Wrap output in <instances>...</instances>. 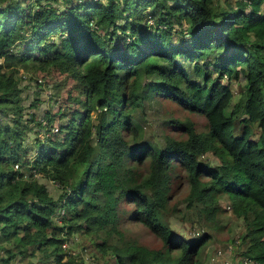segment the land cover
<instances>
[{"label": "trees", "instance_id": "16d2710c", "mask_svg": "<svg viewBox=\"0 0 264 264\" xmlns=\"http://www.w3.org/2000/svg\"><path fill=\"white\" fill-rule=\"evenodd\" d=\"M213 2L0 0V264H84L68 243L76 233L101 264H200L211 234L179 236L160 216L177 165L210 230L224 197L243 220L245 246L227 264H264V0ZM47 74L64 76L65 98L37 118L20 82ZM230 80L240 98L226 115ZM158 97L202 114L206 128L173 119L184 138L148 141L136 112ZM126 213L160 246L124 232Z\"/></svg>", "mask_w": 264, "mask_h": 264}, {"label": "rangeland", "instance_id": "374dc122", "mask_svg": "<svg viewBox=\"0 0 264 264\" xmlns=\"http://www.w3.org/2000/svg\"><path fill=\"white\" fill-rule=\"evenodd\" d=\"M237 0H214L215 10H219L221 7L226 5H235ZM264 11V4L262 6ZM188 72L192 71L193 64L190 63L185 67ZM35 75V74H34ZM42 76V75H41ZM40 83L37 85L34 79L31 81L22 80L20 82L22 89V102L25 104V113H35L37 118L42 116V113L46 110L52 111L56 110L57 104H62L65 98L66 87L63 86L62 80L63 75L52 76L51 74L37 76V80ZM62 79V80H61ZM149 79V78H148ZM148 79H143L148 81ZM226 82L227 80L224 79ZM233 90V97L227 108H225V114L229 115L232 108V104L239 97L240 98V87L235 81H228ZM35 101L37 107L29 108L28 105ZM137 120L142 128V135L148 141L152 143L162 144L166 135H170L174 138H184V131L173 122V119H177L181 122L186 120H193L194 127L196 130H204L206 128V119L202 114L199 113H189L186 109L182 108L175 102L168 100L164 97L147 99V102L143 107L137 110ZM94 115V112H92ZM34 116V117H35ZM241 117V112L238 111L233 115L234 118V133L237 134L240 126L237 124ZM170 119V121H168ZM201 159L209 160L212 165L216 163V158L211 154L207 153L202 156ZM83 166L77 168L81 171ZM76 170V171H77ZM37 177L40 182L44 183L50 194L56 197L59 193L58 186L55 182L47 179L46 177H41L37 173ZM188 190V183L184 174L183 169L180 166H176L173 177H172V187L169 192V200L167 203V208L160 211V216L162 221L167 224L174 232L179 236H183L190 239H197L198 235L202 232H209L211 238L208 240L206 245L201 249L198 254L200 264H227L231 260L235 263V253L238 252L236 247H244L240 241L239 235L244 229V223L241 218H236L227 207V199L221 198L219 200V205L222 212L219 216L218 227H210L205 224L201 218L199 212V204L189 205L186 201V195ZM101 199V198H100ZM130 205V204H129ZM122 205V209L130 210V206ZM125 222H123L122 229L124 232L130 236L137 239L138 242L143 243L146 246L157 247L160 246V239L150 232L143 224L128 219L126 213ZM199 233V234H198ZM101 234V233H100ZM114 240H117L116 234L111 235ZM85 237V236H83ZM100 235H96L95 239H100ZM114 240L112 242H114ZM69 246L76 251L81 250L84 254V264H101V255H98L94 249H85L83 246L85 243L81 237L76 233L72 235L71 240L68 242ZM236 244L235 251L234 248L231 249V245ZM83 245V246H82ZM222 251V256L219 259H214V251ZM96 260V262H95ZM111 256L107 261L111 264ZM25 261V260H24Z\"/></svg>", "mask_w": 264, "mask_h": 264}, {"label": "built area", "instance_id": "2783aa9c", "mask_svg": "<svg viewBox=\"0 0 264 264\" xmlns=\"http://www.w3.org/2000/svg\"><path fill=\"white\" fill-rule=\"evenodd\" d=\"M39 81H40V79H39ZM217 253H218V254H221L222 251L218 250ZM244 260H245V263H246V264H253L252 262L249 261V260H250L249 258H246V257H245ZM255 262H256V264H258L257 261H255Z\"/></svg>", "mask_w": 264, "mask_h": 264}]
</instances>
